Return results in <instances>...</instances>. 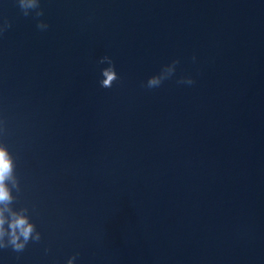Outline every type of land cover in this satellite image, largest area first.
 <instances>
[{"label":"water","instance_id":"obj_1","mask_svg":"<svg viewBox=\"0 0 264 264\" xmlns=\"http://www.w3.org/2000/svg\"><path fill=\"white\" fill-rule=\"evenodd\" d=\"M40 7L0 0V143L42 236L0 264H264V0Z\"/></svg>","mask_w":264,"mask_h":264},{"label":"clouds","instance_id":"obj_2","mask_svg":"<svg viewBox=\"0 0 264 264\" xmlns=\"http://www.w3.org/2000/svg\"><path fill=\"white\" fill-rule=\"evenodd\" d=\"M17 5L24 16H28L34 12L35 17L43 15V9L40 7V0H16ZM10 23L5 19L0 24V35L4 33ZM37 27L40 30L47 29L48 25L43 21L37 22ZM103 60L108 62L109 67L102 70L104 77L100 82L103 88H111L113 84L120 79L113 60L109 56H105ZM195 60V57H193ZM103 61H101L102 63ZM179 60H173L170 64L162 67L161 71L151 76L145 87L152 89L159 87L165 80L171 78L175 71ZM178 84L192 85L195 83L191 76L181 77ZM5 129L3 122L0 121V134H3ZM13 190L20 192V182L16 175V158L9 151L6 144L0 143V249L11 248L13 251L20 253L25 250L30 242H40L42 239L40 231L34 222L31 221L29 209L21 207L16 209L13 207L17 197L13 195ZM47 252L48 249H45ZM76 255L68 258L67 264H74Z\"/></svg>","mask_w":264,"mask_h":264}]
</instances>
